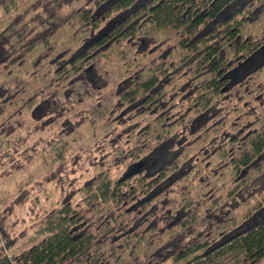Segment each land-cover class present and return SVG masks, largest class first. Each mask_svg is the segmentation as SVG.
<instances>
[{
	"label": "trees",
	"instance_id": "1",
	"mask_svg": "<svg viewBox=\"0 0 264 264\" xmlns=\"http://www.w3.org/2000/svg\"><path fill=\"white\" fill-rule=\"evenodd\" d=\"M0 264H264V0H0Z\"/></svg>",
	"mask_w": 264,
	"mask_h": 264
},
{
	"label": "rangeland",
	"instance_id": "2",
	"mask_svg": "<svg viewBox=\"0 0 264 264\" xmlns=\"http://www.w3.org/2000/svg\"><path fill=\"white\" fill-rule=\"evenodd\" d=\"M173 146L171 143L169 146L163 148V151L168 152L169 149ZM133 169H136L134 167ZM123 172L117 174V177H120ZM51 195L54 196L55 193L51 192ZM30 212V213H29ZM29 214V215H28ZM4 218L9 225H12L13 232L19 234L21 236V240L18 241L17 244H22V246H26L30 244L35 238L41 235L40 232L34 231L35 226L33 221L31 220L34 217V211H32V206L30 203H13L10 205V209L4 213ZM4 219V220H5Z\"/></svg>",
	"mask_w": 264,
	"mask_h": 264
}]
</instances>
